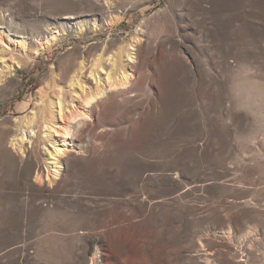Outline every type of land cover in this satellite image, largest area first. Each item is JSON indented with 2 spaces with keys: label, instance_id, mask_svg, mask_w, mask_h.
<instances>
[{
  "label": "rangeland",
  "instance_id": "rangeland-1",
  "mask_svg": "<svg viewBox=\"0 0 264 264\" xmlns=\"http://www.w3.org/2000/svg\"><path fill=\"white\" fill-rule=\"evenodd\" d=\"M0 264H264V0H0Z\"/></svg>",
  "mask_w": 264,
  "mask_h": 264
},
{
  "label": "bare ground",
  "instance_id": "bare-ground-1",
  "mask_svg": "<svg viewBox=\"0 0 264 264\" xmlns=\"http://www.w3.org/2000/svg\"><path fill=\"white\" fill-rule=\"evenodd\" d=\"M127 57H128L127 62H128L129 65L130 64L131 65L135 64L137 62V53H136V48L135 47H131L130 48V51H129ZM97 67H101L102 69H99ZM116 68H119V67L115 64V65H113V69L111 71H108L104 67L100 66V64L97 63V62H96V64H93L92 71L90 72V79H91V77H94V79L96 80V84H98L100 86L102 84L105 85V82H106V83L109 84V88H101V87H99V88H97V91L95 93L94 92L90 93L88 95L87 101H86V104H87L88 107L93 105L97 101V99H99L100 97L104 96L107 93V91H110L112 89H117L118 90L119 88H123V87L125 88V86L127 85L128 81H129V74L126 73V72H121L119 78H117V80H114L113 77H112V74L114 73L115 70H117ZM102 74L107 75V76L103 78ZM63 110H64V107H63ZM78 117L85 118V117H87V115L80 114ZM71 133L72 132L69 129L67 131L66 136L71 135ZM31 138H32V136H31ZM60 151L61 150H57L56 149V151H55L56 153L55 154L54 153L51 154L52 155V159L53 160L57 159V161H58L55 164H59L60 163V159L59 158L55 159V156H58V155L60 156L61 155ZM54 162H56V161H54ZM48 179H49V177H48Z\"/></svg>",
  "mask_w": 264,
  "mask_h": 264
}]
</instances>
